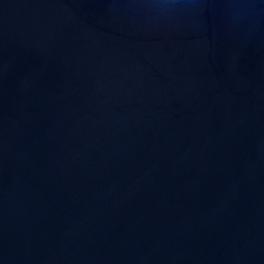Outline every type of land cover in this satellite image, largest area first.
I'll list each match as a JSON object with an SVG mask.
<instances>
[{
  "label": "water",
  "instance_id": "95a60500",
  "mask_svg": "<svg viewBox=\"0 0 264 264\" xmlns=\"http://www.w3.org/2000/svg\"><path fill=\"white\" fill-rule=\"evenodd\" d=\"M0 264H264V0H0Z\"/></svg>",
  "mask_w": 264,
  "mask_h": 264
}]
</instances>
